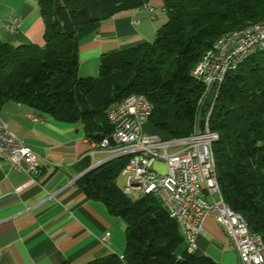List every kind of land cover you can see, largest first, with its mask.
I'll use <instances>...</instances> for the list:
<instances>
[{
	"label": "trees",
	"instance_id": "1",
	"mask_svg": "<svg viewBox=\"0 0 264 264\" xmlns=\"http://www.w3.org/2000/svg\"><path fill=\"white\" fill-rule=\"evenodd\" d=\"M35 1L43 44L0 40V108L13 101L57 121L79 123L96 144L111 138L107 111L130 94L149 101L147 121L161 139L190 135L203 91L193 67L221 34L264 19V0H162L166 19L151 42L103 53L97 74L80 77L81 40L103 20L148 0ZM208 109L203 104L201 116ZM208 127L217 134L212 152L221 196L264 245V47L225 74ZM127 161L128 156L103 161L76 181L86 197L125 223L121 255L81 264H221L187 252L177 223L155 195L132 199L122 193L116 178ZM90 165V157H83L81 167Z\"/></svg>",
	"mask_w": 264,
	"mask_h": 264
},
{
	"label": "crops",
	"instance_id": "2",
	"mask_svg": "<svg viewBox=\"0 0 264 264\" xmlns=\"http://www.w3.org/2000/svg\"><path fill=\"white\" fill-rule=\"evenodd\" d=\"M148 3L151 12L142 7L120 11L81 40L80 77L97 74L103 53L154 39L166 17L161 0ZM12 18L19 22L15 31L7 28ZM43 31L35 0H0V40L41 46ZM0 116L38 161V173L31 179L0 159V264H81L108 253L121 255L120 218L102 202L86 197L76 183L87 169L81 167L83 157L89 156L92 164L107 153L96 151L79 123L60 122L13 101L1 106ZM148 134L158 135L154 130ZM104 232L109 233L108 243L100 241ZM196 243V255H208L221 264H240L230 239L210 216L204 219Z\"/></svg>",
	"mask_w": 264,
	"mask_h": 264
},
{
	"label": "built area",
	"instance_id": "3",
	"mask_svg": "<svg viewBox=\"0 0 264 264\" xmlns=\"http://www.w3.org/2000/svg\"><path fill=\"white\" fill-rule=\"evenodd\" d=\"M141 7L150 12L153 10L148 2ZM18 23V19L13 18L7 28L15 31ZM256 41H264V26L220 40L218 58H210L209 50L203 52L193 76L202 85H207V93H201L197 101L199 116L196 130L191 131L190 135L163 140L158 135L145 133L142 125L150 116L151 105L148 100L138 98V101L107 111V119L113 128L111 138L95 143L96 151H104L107 156L91 164L128 156L120 172L125 178L121 187L124 195L132 199L145 194L155 195L169 217L177 223L187 252L195 250L204 219L212 217L230 239L240 264H264V245L260 235L250 231L244 224L243 217L232 210L223 198H218L212 152L217 134L209 130L208 115L225 74L230 72L240 54ZM211 89L216 92L207 113L201 116L200 109ZM171 148L175 149L169 151ZM94 152L95 149L90 155L93 156ZM0 159L29 174L31 179L38 173L37 155L10 131L4 119L0 120ZM155 162L163 163V173L154 167ZM108 239V232L100 237L102 243H108Z\"/></svg>",
	"mask_w": 264,
	"mask_h": 264
},
{
	"label": "bare ground",
	"instance_id": "4",
	"mask_svg": "<svg viewBox=\"0 0 264 264\" xmlns=\"http://www.w3.org/2000/svg\"><path fill=\"white\" fill-rule=\"evenodd\" d=\"M13 19V18H12ZM261 26H264V19L259 20L257 22L254 23H250L246 26H244L243 28L237 29V30H232V31H228L225 32L223 34H221L213 43L212 45L207 48L206 50L210 51V58H218V45H219V41L220 40H225L226 38H230V37H234L236 35H240V34H245L246 31H248V29H252V28H259ZM264 47V41H256L253 43V45L250 46V48L247 51H244L243 53L240 54L239 59H236L234 61L233 66L231 67L230 71L235 70L238 65L248 56L252 55L253 53L259 51L260 49H262ZM199 60L197 61V63L195 64V66L193 67L191 73L193 75V72L195 71V68L197 66V64L199 63ZM203 86V91L202 93H207V85H202ZM138 98H142V100H147L145 96H143L142 94H130L128 96H126L122 101H120L119 103L115 104L114 106H112L108 111H112L114 109L120 108L122 105L126 104V103H132L133 101H138ZM199 116V105L197 104V114L195 117V120L193 121V125H192V130L191 131H195L196 130V121L198 119ZM0 120H3V118L0 116ZM98 164H95V166H97ZM218 198H222L219 187H218ZM244 220V218H243ZM244 224H246L245 220H244Z\"/></svg>",
	"mask_w": 264,
	"mask_h": 264
},
{
	"label": "rangeland",
	"instance_id": "5",
	"mask_svg": "<svg viewBox=\"0 0 264 264\" xmlns=\"http://www.w3.org/2000/svg\"><path fill=\"white\" fill-rule=\"evenodd\" d=\"M161 3H162V0H161ZM203 115H205V114L202 113V116H203ZM142 128H143V131H144L145 133H150V132L153 131V130L155 131V129L152 127V125H150V123H149L148 121H146L145 123H143ZM155 132H156V131H155ZM174 149H175V148H171V149H169V151H173ZM154 167H155L159 172H161V173H163L164 170H165V168H164L162 162H155ZM124 182H125V178H124V176H123L121 173L118 174V176H117V178H116V184H117L119 187H123ZM119 218H120V217H119ZM120 221H121V223H122V225H123V227H122V233H121L122 238H123V244H122V247H121V251H120V252H123V250H124L125 223H124V221H123L121 218H120ZM184 246H185V243H184Z\"/></svg>",
	"mask_w": 264,
	"mask_h": 264
},
{
	"label": "water",
	"instance_id": "6",
	"mask_svg": "<svg viewBox=\"0 0 264 264\" xmlns=\"http://www.w3.org/2000/svg\"><path fill=\"white\" fill-rule=\"evenodd\" d=\"M216 90L214 89H211L209 90L208 94H207V97L205 99V105L206 106H210L211 102H212V99H213V96L215 94ZM95 167V165H90L87 169H85L81 174H84L87 170L91 169Z\"/></svg>",
	"mask_w": 264,
	"mask_h": 264
}]
</instances>
